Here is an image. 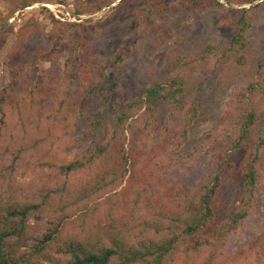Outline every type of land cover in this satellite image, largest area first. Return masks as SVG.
Returning a JSON list of instances; mask_svg holds the SVG:
<instances>
[{
  "label": "trees",
  "instance_id": "1",
  "mask_svg": "<svg viewBox=\"0 0 264 264\" xmlns=\"http://www.w3.org/2000/svg\"><path fill=\"white\" fill-rule=\"evenodd\" d=\"M261 1L183 0L195 15L215 16L230 39L177 60L128 101L115 99V82L104 91L103 75L127 50L90 64L93 32L53 25L51 39L73 36L68 47L86 69L55 79L39 104L0 94V264H264V59L247 86L233 88L221 127L174 157L198 116L188 72L246 67ZM34 3L14 0V10ZM168 12L155 1L138 8L133 38ZM227 181L239 197L219 223Z\"/></svg>",
  "mask_w": 264,
  "mask_h": 264
},
{
  "label": "rangeland",
  "instance_id": "2",
  "mask_svg": "<svg viewBox=\"0 0 264 264\" xmlns=\"http://www.w3.org/2000/svg\"><path fill=\"white\" fill-rule=\"evenodd\" d=\"M13 1L0 0V94L10 103L39 104L44 90L55 79H71L86 69L81 56L68 47L73 36L61 44L49 36L56 23L81 24L93 32L90 52L96 60H88L90 64L101 65L127 50L123 63L103 68L104 91L111 92L115 82L114 97L122 101L134 99L145 86L164 81L167 68L177 60L197 56L209 44L223 47L231 37L215 16H197L183 0H36L18 11L14 10ZM150 1L169 8V12L157 16L150 25H143L139 37L134 39L135 11ZM259 4L248 33L246 67L211 63L188 72L186 98L198 116L187 144L175 158L193 154L203 144L206 133L221 127L233 88L247 86L263 61L264 0ZM166 108L165 103L158 106L160 124L165 121ZM238 197L237 186L225 182L219 223L229 219ZM250 260L244 264H251Z\"/></svg>",
  "mask_w": 264,
  "mask_h": 264
},
{
  "label": "built area",
  "instance_id": "3",
  "mask_svg": "<svg viewBox=\"0 0 264 264\" xmlns=\"http://www.w3.org/2000/svg\"><path fill=\"white\" fill-rule=\"evenodd\" d=\"M56 18L59 19L57 15H56Z\"/></svg>",
  "mask_w": 264,
  "mask_h": 264
}]
</instances>
